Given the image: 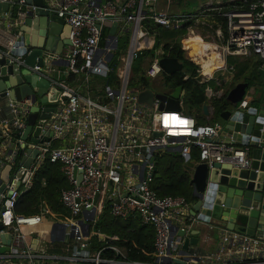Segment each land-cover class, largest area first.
Listing matches in <instances>:
<instances>
[{"label":"built area","instance_id":"obj_1","mask_svg":"<svg viewBox=\"0 0 264 264\" xmlns=\"http://www.w3.org/2000/svg\"><path fill=\"white\" fill-rule=\"evenodd\" d=\"M0 1L14 4V0ZM48 1L51 9L71 26L70 50L52 56L56 61L64 57L67 66L54 64L49 57L44 59L42 66L27 65L23 56L10 55L16 40L10 33L13 23L0 31L3 39L10 40L7 47L0 49L1 57L7 55L9 63H17L19 70L28 68L60 90L50 117L37 119L36 124L41 127L38 138L50 137L42 142H32L31 136L28 140L23 139L33 102L28 98L12 99L10 90L4 97L7 102L4 115H0V173L8 165L12 169L7 181L0 180V189L4 187L0 193V208L4 207L0 224L4 226L1 232L10 233L13 239L10 250L0 252V264H141L103 258L102 253L108 249L122 253L123 250L114 245L92 249L94 235L102 241L107 238H102L103 233L99 230L93 232V224L107 207L114 218L137 216L142 224L154 228L155 250L149 264H264L263 237L230 230L215 220L200 221L191 216L192 203L186 197H162L152 188L156 157L174 151L175 147L180 149L178 153L186 161L191 162L192 147H197V163L205 162L210 167L216 162L237 167H249L252 163L249 147L217 141L220 131L217 123L198 124L193 115L182 110L162 108L157 94L170 97L175 88L170 93L155 91L143 83L136 89L130 88L133 62L145 51L154 52L147 57L148 64L141 73L147 81H163L172 75L167 74L159 63L162 57H168L164 44L155 53L156 38L142 25V20L147 17L143 10L156 0ZM229 2L234 4L227 9H208L217 10L218 15L226 19V34L221 23H207L210 28H215L212 38L218 43L222 58L225 55H258L264 63V0ZM222 3L215 2L216 5ZM25 7L26 0H19V19L25 17ZM204 13L197 20H204ZM110 15L119 23L118 37L126 33L132 36L128 54L120 57L121 68L116 75L115 88L108 84L93 95L87 85V94H82L70 77L75 75V82L82 80L84 83L91 76H110L118 58V46L113 47V39L103 38L104 24ZM153 18L164 27L179 28L186 16L172 14L167 9L159 11ZM129 23L131 27H128ZM188 37L183 39L181 49L186 58L198 66L194 79L199 84L208 83L218 69L212 76L202 79V64L185 46ZM181 71H185V66ZM190 77V73H185L184 80ZM147 89L154 93L152 104L139 100L140 93ZM240 106L248 107L247 97ZM34 151H37L36 155H33ZM24 157L31 159L29 166L21 164ZM47 160L60 163L69 182L61 196L68 215L46 217L52 215L48 209L33 216L16 215L19 197L32 187L36 173ZM54 223L61 225L52 232ZM202 223L206 232L204 244L214 242V235L219 234L215 248L205 254L193 253L191 248V254L185 253L182 248L184 237L179 236V232L191 234L193 227ZM31 230L39 235L35 250L29 242ZM53 235L65 244L61 249L64 253L54 252Z\"/></svg>","mask_w":264,"mask_h":264},{"label":"water","instance_id":"obj_2","mask_svg":"<svg viewBox=\"0 0 264 264\" xmlns=\"http://www.w3.org/2000/svg\"><path fill=\"white\" fill-rule=\"evenodd\" d=\"M18 1L14 0L13 5L0 1V16L8 14L7 20L13 23L10 33L16 38L15 48L11 49L10 55L23 56L29 66H42L47 57L53 59L54 64L67 66L68 61L64 57L61 61H56L52 56L63 54L65 47L71 45V26L51 9L48 0H26V15L19 19ZM145 13L143 10V14ZM113 19L112 15L108 16L104 25L111 27L108 37L113 39V47L116 49L119 23ZM9 61V57H1L0 52V97H6L7 90H10L9 96L12 99L31 100L33 105L29 109L23 139L28 140L31 136L32 142L48 141L49 136L38 138L41 127L36 122L39 117H50L60 90L51 87L46 78H39L28 68L19 70L17 63L10 64ZM159 63L167 74L181 71L184 67L178 58L173 57H162ZM185 96L186 91L182 85L176 87L170 97L157 94L162 101L161 107L173 110H181V101ZM247 96H251L250 105L243 108L240 104ZM153 97V91L147 89L140 93L139 100L152 104ZM223 106L216 118L212 105L206 104L203 107L204 114L220 126L217 141L249 147L252 163L249 167L219 162L210 167L205 162L194 163L191 168L194 196L192 215L200 221L215 220L230 230L264 238V63L249 81H239L225 93ZM172 150L178 152L180 149L175 147ZM36 154L37 151H34L33 155ZM30 162V158L24 157L21 164L29 166ZM11 169L10 165L6 166L0 180L7 181ZM3 190L4 187L0 189V193ZM3 211L4 207H1L0 218ZM59 225L61 224L54 223L52 232ZM3 229L4 226L0 224V252L9 251L13 239L10 233L1 232ZM200 233L199 230L188 235L185 231L179 232L178 235L184 237L182 248L185 253L189 254L191 246L200 244ZM105 236L101 234L102 238ZM38 243L39 239L36 237L31 248L37 249Z\"/></svg>","mask_w":264,"mask_h":264},{"label":"trees","instance_id":"obj_3","mask_svg":"<svg viewBox=\"0 0 264 264\" xmlns=\"http://www.w3.org/2000/svg\"><path fill=\"white\" fill-rule=\"evenodd\" d=\"M178 2L180 4L179 6H185L184 9L182 8V12L178 14L186 16L181 27H164L155 22L152 14H147V17L142 20V25L150 34L155 36L156 47L164 44L165 54L168 57L178 58L184 66H186L185 71H178L173 73L170 77H166L172 89L182 85L186 91V97L181 102V110L187 114L193 115L198 124H212L215 121L208 119L203 112V107L211 99L212 106L215 109L214 118H216L224 107L225 95L222 98L208 97V88L213 91H218L220 86L215 79L204 84L196 82L194 76L196 75L198 66L187 59L185 52L181 49L182 41L187 36L189 29L196 27L197 19H199L201 14L206 10L205 8H201L200 0H178ZM231 4H234V2L225 0L221 5L214 4L213 8L223 7V9H227ZM211 13L214 19L206 22V24L213 23L215 20L216 23H221L223 25L226 34V19L218 15L217 10H211ZM206 24H201V26L209 33H214L215 28H210V26ZM215 26H217V24L214 25V27ZM127 34L129 33L120 37H126ZM107 36L108 31L104 30L103 38ZM150 55H152V52L145 51L143 55L137 59L140 61L139 64L144 62V59ZM228 63L235 66L236 78L235 82L232 84V86H234L237 82L241 81V77L244 76L247 71L252 74L255 73L262 64V60L259 58L256 62L251 64L243 62L240 57H229ZM185 73L191 74V77L187 81L184 80ZM212 75V68L202 71V79ZM112 77L113 79L116 78V76ZM110 79L111 76L107 80V85L111 83ZM69 80L79 88L82 94H87L89 85H85L82 80L75 82V75H72ZM140 83H143L146 87L150 86L149 81L143 76H141ZM89 90L92 91L93 95H97L100 92L99 88L96 87L91 88L89 86ZM192 159L197 162L199 161V151L195 146L192 147ZM192 166L193 164L191 161H186L176 151H168L163 155L157 156L152 188L159 196L180 195L186 197L190 202H193V185L191 184ZM68 187L69 182L62 170V165L47 160L36 173L32 187L23 192L19 197L15 205V214L18 216H33L41 214L44 209H48L56 217L68 215V210L61 199L63 190ZM96 230L101 231L107 238L105 241H102L98 236L93 237L91 240L92 249L99 250L103 246L114 245L123 250L121 254H118L112 249L105 250L102 253L103 258L116 262H140L141 264H149L152 262L155 250V231L152 226L142 224L137 216L128 219H117L110 214V208L107 207L97 221ZM34 236L38 237L39 235L33 233L32 237ZM112 237H117L118 239H111ZM51 245L62 249L65 244L55 240L52 241Z\"/></svg>","mask_w":264,"mask_h":264},{"label":"crops","instance_id":"obj_4","mask_svg":"<svg viewBox=\"0 0 264 264\" xmlns=\"http://www.w3.org/2000/svg\"><path fill=\"white\" fill-rule=\"evenodd\" d=\"M179 5L180 4H179L178 0H156V2L153 5L146 7L145 11H146L147 14L155 15L159 11L168 9L172 14L178 15V14H180L182 12V6H179ZM209 12L210 13H204L205 14V18H204V20H202V22H209V21H211V19H214V17L212 16L211 11H209ZM7 18H8V15H6V13H3V15L0 16V31L6 30L7 25L10 23V21L7 20ZM131 26H132V24L129 23L128 27H131ZM110 29H111V27L108 26V25H106L104 27V30H107L108 34L110 33ZM191 40H192L191 42H187L186 47L189 49L190 55L193 56V54L191 53V50L193 48H195V46H196L198 41H202V40H200L199 38H192V37H191ZM9 42H10V40L7 41L6 39H3V37L0 35V49H4L5 47H7L9 45ZM192 42L194 43L193 46H191V44H190ZM69 50H70V45H67L65 47L63 53H67ZM218 51H219V49H218ZM193 57L195 58V56H193ZM229 57H240V56H227L226 57V55H225V57L222 58V56L215 57V56L211 55V56H209V57L207 56V57H205L203 59L204 60V63L202 64L203 69L212 68L213 70L214 69H219L220 70L222 68H225L223 70V72L221 73V75L218 76V78H216V79H215V77L213 78V79L216 80L217 84H219V86H220V89L218 91L214 92V97H216V96L220 95L221 93H223V90L227 92L230 88L233 87L232 84L235 82V78H236L235 66L228 63V58ZM259 58L260 57L258 55H252L251 57H240V59L243 62H248V63H251V64L253 62H256ZM224 61H225V63H224ZM255 73L252 74V73L247 71L245 73V75L241 77V81H249L251 79V77ZM247 100H248V105H250L249 102L251 100V96H247ZM6 102H7V99H5L4 97H0V115H4L3 112H5ZM207 104L212 105L211 99L208 101ZM208 119L211 120V118H208ZM214 123H216V122H214ZM191 163L194 164V163H197V161L193 160ZM1 177H2V172L0 173V178ZM191 203H192V207H191L190 214H191V216L194 217V215H192V208H193L194 202H191ZM51 214L52 215L49 214V216L47 215L46 217H56V216H54L53 213H51ZM194 230H199L201 232L200 235H199V237L201 238V242H200V244L198 246H191V251L193 253L196 252V253H199V254H205L207 251L212 250V249L215 248V245H216L215 242H217L218 237H219L218 233H216L214 235V237H215L214 238V242H211V243H208V244H204L203 243V238H204V234L206 233L204 231L205 230L204 224L203 223L202 224H196L193 227L192 232ZM29 233H30L29 234L30 235L29 242L32 243L33 239L36 238L35 236L32 237V234L35 233V231L31 230V231H29ZM192 236H195V235H192ZM215 239H217V240H215ZM55 240H57V238L55 239V237L53 235L52 241H55ZM53 248H55L54 252H56V253L63 252L60 248H56V247H53Z\"/></svg>","mask_w":264,"mask_h":264},{"label":"rangeland","instance_id":"obj_5","mask_svg":"<svg viewBox=\"0 0 264 264\" xmlns=\"http://www.w3.org/2000/svg\"><path fill=\"white\" fill-rule=\"evenodd\" d=\"M221 1H225V0H200V6L201 8H205V12L206 13H210L208 11V9L213 8L215 2H221ZM182 8L184 9L185 6H182ZM169 11V10H168ZM170 12V11H169ZM171 13V12H170ZM205 15V14H204ZM197 25L195 28L193 29H189V32L187 34V39H186V43L185 46L187 44V42H191V37L192 38H199L200 40H202L204 43H217L215 41L214 38H212V33H209L204 27L201 26V24H204L202 22V19L197 20ZM131 34H127V36L125 37H120V43H118V49L116 50V55L118 56L117 60L114 62L113 64V72L110 74L111 79H110V86L115 88L116 85V78L113 79L112 76H116L117 73L119 72V69L121 68V61H120V57H122L123 55H127L128 54V50H129V43L131 40ZM197 40V39H196ZM202 41H198V42H202ZM202 42V43H203ZM104 44V43H103ZM191 46H193V42L190 43ZM218 44V43H217ZM159 47H156V51L155 53L158 52ZM154 53V52H152ZM213 56L217 57L215 54H212ZM139 60H135L133 62L132 65V72H133V77L130 83V88L131 89H136L139 87V83L141 80V76H142V71L143 68L146 67V65L148 64V59H144V62H142L141 64H139ZM225 67V66H224ZM186 69V66H185ZM225 68H222L220 70H218L215 73V79L218 78L219 75H221V73L223 72ZM110 76L107 77H98V76H91L90 79L88 81H84L85 85H89L91 88L96 87L99 89H103L106 85H107V80ZM150 87H152L155 91H161L164 93H170V91L172 90L171 85L168 83V80H163V81H159V80H152L151 82H149ZM219 85V84H218ZM208 97L213 98L214 97V92L212 89L208 88ZM209 100V99H208ZM97 224V223H96ZM96 224H93V232H96ZM95 237V235H94ZM70 264V263H68Z\"/></svg>","mask_w":264,"mask_h":264},{"label":"bare ground","instance_id":"obj_6","mask_svg":"<svg viewBox=\"0 0 264 264\" xmlns=\"http://www.w3.org/2000/svg\"><path fill=\"white\" fill-rule=\"evenodd\" d=\"M188 49V48H187ZM218 47L215 43H202V42H197L195 48H193L191 50V53L193 54V56H195V59L203 64L204 63V58L205 57H209L211 56L212 54H215L216 56H221L220 55V49L218 51ZM207 69H202V71H205ZM216 69L213 70V73ZM219 70V69H218Z\"/></svg>","mask_w":264,"mask_h":264},{"label":"flooded vegetation","instance_id":"obj_7","mask_svg":"<svg viewBox=\"0 0 264 264\" xmlns=\"http://www.w3.org/2000/svg\"><path fill=\"white\" fill-rule=\"evenodd\" d=\"M225 92H226V91H224V90H223V93H222V94H220V95L224 96V95H225Z\"/></svg>","mask_w":264,"mask_h":264}]
</instances>
